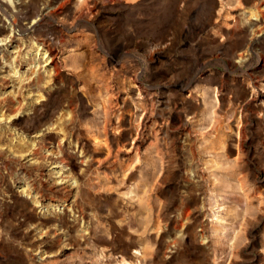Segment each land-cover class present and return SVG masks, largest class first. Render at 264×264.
<instances>
[{"label":"rangeland","instance_id":"1","mask_svg":"<svg viewBox=\"0 0 264 264\" xmlns=\"http://www.w3.org/2000/svg\"><path fill=\"white\" fill-rule=\"evenodd\" d=\"M0 230V264H264V0H0Z\"/></svg>","mask_w":264,"mask_h":264},{"label":"bare ground","instance_id":"2","mask_svg":"<svg viewBox=\"0 0 264 264\" xmlns=\"http://www.w3.org/2000/svg\"><path fill=\"white\" fill-rule=\"evenodd\" d=\"M45 15V14H44ZM43 15V13L41 14V16H44ZM7 28V27H6ZM8 33V30L7 29H4V31H3V34H7ZM9 43H11L10 44V46H12L14 43H17V40L15 39V37L14 36H12V38L10 39V41H9ZM50 46V48H51V52L53 53L54 52V50H53V47H52V44H50L49 45ZM17 48H18V51H17V53L19 54V56H21L22 55V53L25 51V49H26V45L24 46L23 45V43H21L20 45H17ZM15 50H16V48H15ZM22 59H23V56H22ZM34 59V58H33ZM33 59H31L32 60V62H33ZM19 60H21V59H19ZM51 60V59H50ZM35 62V61H34ZM41 62V61H40ZM25 63V62H24ZM28 64H30L29 63V61H28ZM36 64V63H35ZM4 67V66H3ZM37 89V88H36ZM35 89V90H36ZM39 89V88H38ZM55 168H57V167H55ZM58 169V168H57ZM60 170V169H59ZM57 172V171H56ZM59 173H60V171H58ZM59 173H57V174H59ZM62 175H64V174H62ZM66 178H67V176H66ZM66 181V180H65ZM63 184H65L64 183V181H63ZM67 184V183H66ZM65 186V185H64ZM49 191H53L51 188H49ZM211 221H213L215 224H217V225H222V224H224V222L219 218V217H217V218H214V219H212ZM222 227V226H221ZM212 229V231H211V234H209L210 236H209V238L212 240V241H214L215 243H218L219 242V239H221L220 237H221V235H222V230H221V228H219L218 226H215V227H212L211 228ZM213 237V238H212ZM126 263V262H125Z\"/></svg>","mask_w":264,"mask_h":264},{"label":"built area","instance_id":"3","mask_svg":"<svg viewBox=\"0 0 264 264\" xmlns=\"http://www.w3.org/2000/svg\"><path fill=\"white\" fill-rule=\"evenodd\" d=\"M241 115H240V119H239V122H240V124H242V119H241ZM239 127V124L238 125H236V127ZM242 134V132H241V129L239 130H237V135H236V139L237 140H239L240 138H241V135ZM15 224H16V226L18 227V228H21V226H24L25 224H26V221H25V218L24 217H18L17 219H16V221H15ZM0 233H2V231L0 230ZM171 248H173V249H175V245H171Z\"/></svg>","mask_w":264,"mask_h":264}]
</instances>
